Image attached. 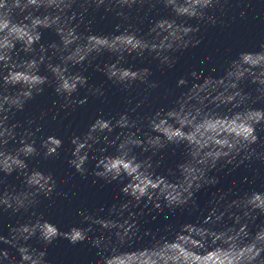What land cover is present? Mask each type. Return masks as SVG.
Masks as SVG:
<instances>
[{
  "label": "clouds",
  "instance_id": "clouds-1",
  "mask_svg": "<svg viewBox=\"0 0 264 264\" xmlns=\"http://www.w3.org/2000/svg\"><path fill=\"white\" fill-rule=\"evenodd\" d=\"M231 5L232 0H0V211L29 216L7 236L0 235V244L8 246L0 248V264H48L47 252L29 243L33 239L45 248L57 239L73 246L87 242L95 250L94 264H264V178L259 188L240 190L235 180L220 186L219 175L244 167L252 171L254 182L264 173V37L222 61L219 74L238 63L253 75L237 73L225 87L201 89L192 96L193 84L217 71L205 75L194 69L178 78L175 89L166 90L175 98L164 107L150 105L149 96L161 82L152 79L149 67L88 60L93 52L117 53V60L135 53L133 59L150 57L149 63L170 69L178 53L201 45L202 29L224 25L222 17ZM161 8L167 16L159 15ZM96 13L101 20L109 14L116 20L112 33L92 30ZM246 15V8H240L239 16ZM145 20L148 35L164 36L161 44L141 38ZM45 30L53 31L58 41L43 43ZM41 66L50 75L42 74ZM88 67L121 91H136L139 98L128 95L125 111L98 116L83 135H72L68 174L74 169L86 178L94 161L93 183H116L121 198L107 209L78 210L79 224L61 230L37 211L41 198L52 206L57 181L27 161L59 157L63 140L51 134L37 143L41 128L32 127L34 119L20 131L13 121L46 87L54 90L64 111L84 106L89 95L105 97L103 85L90 83L84 74ZM81 89L87 95L80 97ZM225 111L227 116L216 114ZM177 149L194 161L190 167L176 163V170L187 173L180 185L166 178L173 169L157 171L165 153L174 155ZM13 173L22 176V191L5 183ZM240 183H249V177ZM201 185L221 193L217 211L231 223L223 236L214 217L208 222L209 211L194 199ZM178 214L195 216L194 226L178 223Z\"/></svg>",
  "mask_w": 264,
  "mask_h": 264
}]
</instances>
